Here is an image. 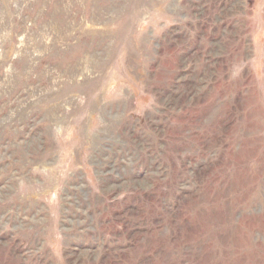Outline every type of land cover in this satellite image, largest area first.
Masks as SVG:
<instances>
[{
	"label": "rangeland",
	"instance_id": "374dc122",
	"mask_svg": "<svg viewBox=\"0 0 264 264\" xmlns=\"http://www.w3.org/2000/svg\"><path fill=\"white\" fill-rule=\"evenodd\" d=\"M0 264H264V0H0Z\"/></svg>",
	"mask_w": 264,
	"mask_h": 264
}]
</instances>
